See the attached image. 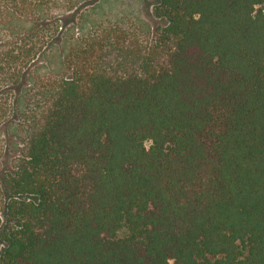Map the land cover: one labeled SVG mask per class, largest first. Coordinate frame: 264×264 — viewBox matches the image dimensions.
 <instances>
[{
	"label": "trees",
	"instance_id": "16d2710c",
	"mask_svg": "<svg viewBox=\"0 0 264 264\" xmlns=\"http://www.w3.org/2000/svg\"><path fill=\"white\" fill-rule=\"evenodd\" d=\"M92 2L0 0V264H264V0Z\"/></svg>",
	"mask_w": 264,
	"mask_h": 264
},
{
	"label": "rangeland",
	"instance_id": "374dc122",
	"mask_svg": "<svg viewBox=\"0 0 264 264\" xmlns=\"http://www.w3.org/2000/svg\"><path fill=\"white\" fill-rule=\"evenodd\" d=\"M159 0H93L76 10L64 15L67 22L65 26H75L76 36L81 33L82 24L89 29L96 27L100 22L115 21L116 18H131L135 23L142 25L146 30H154L163 22L154 13L155 4ZM91 2V1H90ZM126 19V20H127ZM83 24V25H84ZM63 36L57 38L54 44L45 51L44 56L37 61L36 67L40 72L60 71L62 60V47L65 45ZM34 66V67H35ZM3 245L0 244V250Z\"/></svg>",
	"mask_w": 264,
	"mask_h": 264
}]
</instances>
